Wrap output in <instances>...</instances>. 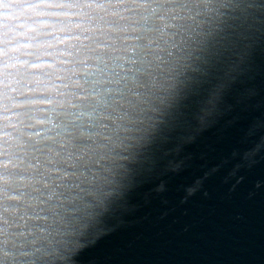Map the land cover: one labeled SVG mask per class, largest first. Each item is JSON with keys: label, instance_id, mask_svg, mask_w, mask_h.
Instances as JSON below:
<instances>
[{"label": "clouds", "instance_id": "clouds-1", "mask_svg": "<svg viewBox=\"0 0 264 264\" xmlns=\"http://www.w3.org/2000/svg\"><path fill=\"white\" fill-rule=\"evenodd\" d=\"M198 11V0H0V264H77L178 77L219 43Z\"/></svg>", "mask_w": 264, "mask_h": 264}, {"label": "snow or ice", "instance_id": "snow-or-ice-1", "mask_svg": "<svg viewBox=\"0 0 264 264\" xmlns=\"http://www.w3.org/2000/svg\"><path fill=\"white\" fill-rule=\"evenodd\" d=\"M198 8L197 19L209 27L216 24L219 43L195 70L178 77L155 116L138 164L122 181L125 187L87 226L77 264L85 250L118 233L141 207L165 211L184 208L196 196L208 199L213 180L225 167L231 169L230 194L246 188L249 201L264 196V177L246 185L258 152L264 153V139L255 148L249 145L250 150H230V133L257 141L264 132V0H198ZM225 17H231L227 30L222 27ZM249 264H264V252Z\"/></svg>", "mask_w": 264, "mask_h": 264}, {"label": "water", "instance_id": "water-1", "mask_svg": "<svg viewBox=\"0 0 264 264\" xmlns=\"http://www.w3.org/2000/svg\"><path fill=\"white\" fill-rule=\"evenodd\" d=\"M211 135V133H209ZM231 151L250 150L257 141L230 133ZM227 160L228 157H225ZM223 168L213 180L208 199L196 196L184 208L162 211L141 207L114 236L81 254V264H249L264 252V196L249 201L246 188L230 194ZM264 177V153L247 173L246 185Z\"/></svg>", "mask_w": 264, "mask_h": 264}]
</instances>
